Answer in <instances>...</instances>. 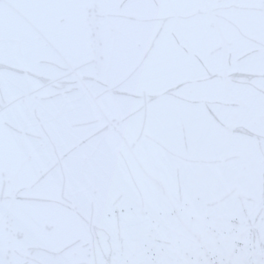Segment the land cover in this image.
I'll return each mask as SVG.
<instances>
[{
	"label": "snow or ice",
	"instance_id": "snow-or-ice-1",
	"mask_svg": "<svg viewBox=\"0 0 264 264\" xmlns=\"http://www.w3.org/2000/svg\"><path fill=\"white\" fill-rule=\"evenodd\" d=\"M0 264H264V0H0Z\"/></svg>",
	"mask_w": 264,
	"mask_h": 264
}]
</instances>
